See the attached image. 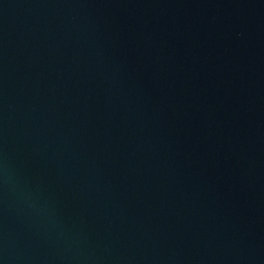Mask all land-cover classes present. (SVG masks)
<instances>
[{
	"label": "water",
	"instance_id": "water-1",
	"mask_svg": "<svg viewBox=\"0 0 264 264\" xmlns=\"http://www.w3.org/2000/svg\"><path fill=\"white\" fill-rule=\"evenodd\" d=\"M0 264H264V0H0Z\"/></svg>",
	"mask_w": 264,
	"mask_h": 264
}]
</instances>
